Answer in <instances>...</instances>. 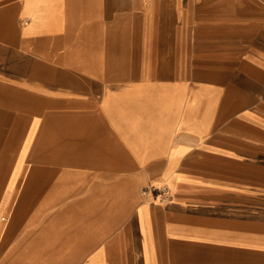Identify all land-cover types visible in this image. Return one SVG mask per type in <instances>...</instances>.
Wrapping results in <instances>:
<instances>
[{
	"label": "crops",
	"instance_id": "0c3cea01",
	"mask_svg": "<svg viewBox=\"0 0 264 264\" xmlns=\"http://www.w3.org/2000/svg\"><path fill=\"white\" fill-rule=\"evenodd\" d=\"M0 264H264V0H0Z\"/></svg>",
	"mask_w": 264,
	"mask_h": 264
},
{
	"label": "built area",
	"instance_id": "2783aa9c",
	"mask_svg": "<svg viewBox=\"0 0 264 264\" xmlns=\"http://www.w3.org/2000/svg\"><path fill=\"white\" fill-rule=\"evenodd\" d=\"M141 193L143 195H146L148 193V188L144 187L142 189ZM158 196H159L160 200H165V199H168L170 197V191H169V188L166 184H161L159 186Z\"/></svg>",
	"mask_w": 264,
	"mask_h": 264
}]
</instances>
